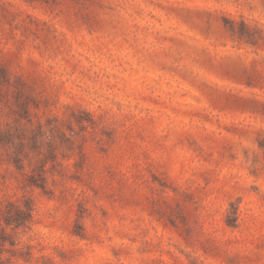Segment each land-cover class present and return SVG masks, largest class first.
Returning a JSON list of instances; mask_svg holds the SVG:
<instances>
[{
  "label": "rangeland",
  "instance_id": "1",
  "mask_svg": "<svg viewBox=\"0 0 264 264\" xmlns=\"http://www.w3.org/2000/svg\"><path fill=\"white\" fill-rule=\"evenodd\" d=\"M0 264H264V0H0Z\"/></svg>",
  "mask_w": 264,
  "mask_h": 264
},
{
  "label": "trees",
  "instance_id": "2",
  "mask_svg": "<svg viewBox=\"0 0 264 264\" xmlns=\"http://www.w3.org/2000/svg\"><path fill=\"white\" fill-rule=\"evenodd\" d=\"M11 206L13 207L14 212L12 209L7 210V213L4 216V232H6L8 227L15 229L26 227L32 217V209L29 204L26 205L25 208L15 204H11Z\"/></svg>",
  "mask_w": 264,
  "mask_h": 264
}]
</instances>
